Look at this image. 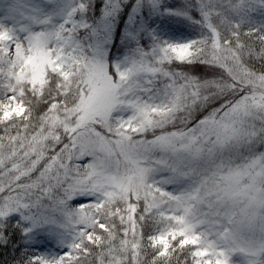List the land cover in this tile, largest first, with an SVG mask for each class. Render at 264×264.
I'll list each match as a JSON object with an SVG mask.
<instances>
[{
    "label": "rangeland",
    "instance_id": "374dc122",
    "mask_svg": "<svg viewBox=\"0 0 264 264\" xmlns=\"http://www.w3.org/2000/svg\"><path fill=\"white\" fill-rule=\"evenodd\" d=\"M258 55L264 0H0V119L21 125L0 225L22 264H264Z\"/></svg>",
    "mask_w": 264,
    "mask_h": 264
},
{
    "label": "trees",
    "instance_id": "16d2710c",
    "mask_svg": "<svg viewBox=\"0 0 264 264\" xmlns=\"http://www.w3.org/2000/svg\"><path fill=\"white\" fill-rule=\"evenodd\" d=\"M96 2V1H95ZM124 19V18H123ZM249 65H259L260 67L264 68V56H260L258 55L257 57H249ZM36 85V84H35ZM25 90H26V98L29 101V105L28 102L26 103V106L28 105V116L24 117L25 122L29 124V127L26 129L29 130L30 127L32 126V128L34 129L33 132L36 130L37 128H39V126L41 127L42 124H39L40 122V116H41V111H45V105H43L42 109L39 110L38 105L36 104V98L34 99L33 97L35 96L36 92L34 89H29L28 88V84H25ZM38 89V88H37ZM75 88L72 87H68L66 89V94L67 96L70 97V95L75 92ZM57 91L54 89L51 90L50 92H48L46 94V91L43 92V96H44V101L47 100H52L51 97H57V95L55 94ZM28 95V97H27ZM34 95V96H33ZM33 96V97H32ZM42 101H40L41 103ZM25 106V105H24ZM33 110V111H31ZM40 111V112H39ZM45 115V114H44ZM44 119V118H43ZM37 125V126H36ZM21 131V125H17L16 127H11V125H9V122L0 119V143L2 142L3 144L0 145V147H2L3 149H9V140L8 138L10 136H16V133H20ZM13 136V137H14ZM12 137V138H13ZM11 138V140H12ZM26 248L25 244H23L20 236H19V228L18 226L14 223V221H9L7 222V224H4L3 226L0 225V264H22L23 262L20 259V255L22 254V252L24 251V249ZM96 250V249H95ZM92 252V251H90ZM91 257V258H90ZM90 264H105V260H100V262L98 261V259H96L93 256H90ZM149 256H145L142 260V262L140 264H153L150 263L149 261ZM106 259V258H105ZM169 261V260H168ZM168 261H166V263H164V260L161 262H157L154 264H170L168 263ZM88 262L86 261V259H78L76 260V262H74L73 264H87ZM175 264H177L176 262H174ZM186 263V262H185ZM184 263V264H185ZM127 264H129V262L127 261ZM130 264H133L132 262Z\"/></svg>",
    "mask_w": 264,
    "mask_h": 264
}]
</instances>
